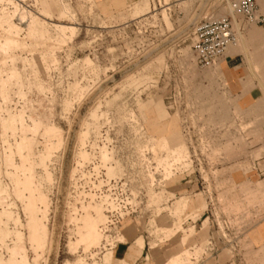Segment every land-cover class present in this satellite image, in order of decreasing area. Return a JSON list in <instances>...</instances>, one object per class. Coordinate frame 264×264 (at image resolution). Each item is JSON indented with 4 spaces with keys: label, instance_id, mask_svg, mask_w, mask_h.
<instances>
[{
    "label": "rangeland",
    "instance_id": "374dc122",
    "mask_svg": "<svg viewBox=\"0 0 264 264\" xmlns=\"http://www.w3.org/2000/svg\"><path fill=\"white\" fill-rule=\"evenodd\" d=\"M3 1L0 43L14 41L0 50V264H111L107 244L144 232L154 264H199L204 239L177 246L194 232L187 218L206 213L216 236L213 215L240 232L264 212V182L230 178L264 168V26L236 19L225 55L246 75L231 93L223 60L202 68L191 50L195 25L231 0H52L50 13ZM191 147L216 169L207 188L174 186ZM111 202L136 214L115 228ZM240 245L239 261L264 264Z\"/></svg>",
    "mask_w": 264,
    "mask_h": 264
},
{
    "label": "built area",
    "instance_id": "2783aa9c",
    "mask_svg": "<svg viewBox=\"0 0 264 264\" xmlns=\"http://www.w3.org/2000/svg\"><path fill=\"white\" fill-rule=\"evenodd\" d=\"M229 7V15L221 18L209 16L195 25L193 29V39L191 41V50L193 52L196 65L202 68H209L214 66L220 61V59L223 58L227 48L234 45L236 42L235 28L238 24L236 20L237 18H241L242 23L240 24L262 21V19L257 15L258 8L255 0H231ZM188 152L189 153L186 159H183V161L173 166L177 168L174 175H185V177H189L197 173L198 176H195L197 179V188H207L211 185V181L206 180L202 175L205 172V175L212 176L211 173L215 172V167L205 161L203 169L199 158L204 157L205 154L201 151L194 150L192 147L188 150ZM184 163H187L188 166ZM193 164H195L196 169L191 171L190 168H193ZM201 168L203 172L200 171ZM254 169L257 170L260 175H264V168ZM172 171L174 170L172 169ZM107 208H109L107 209V215L110 221L113 222L111 224H113L115 228L120 226L121 221L127 215L136 214V210L121 211L119 208H116L115 204L112 202ZM188 219L189 218H187L186 221H190ZM206 219L208 220L207 225L210 226L209 216H207ZM212 220L217 226V231L215 232L216 236H214V233L212 232L211 236L205 240L206 247L211 253L210 256L220 251H226L228 252L230 258V261L226 264H245V261H242V259L241 261L238 260V258H240L245 251L240 245V241L245 238L244 229L237 232L236 229L229 227L231 224L227 221V219H225L226 221H224V224L227 226L225 232L222 231L216 223L217 221L215 220H217V217L215 215H213ZM112 238L114 239L115 236ZM117 243L119 242L115 240L112 246L107 244L106 247L107 249H112ZM247 250H249V248Z\"/></svg>",
    "mask_w": 264,
    "mask_h": 264
},
{
    "label": "crops",
    "instance_id": "0c3cea01",
    "mask_svg": "<svg viewBox=\"0 0 264 264\" xmlns=\"http://www.w3.org/2000/svg\"><path fill=\"white\" fill-rule=\"evenodd\" d=\"M52 0H41V5L43 11L51 12V2ZM257 5V15L262 19L261 22L256 23H249L254 24L256 27H263L264 26V0H255ZM49 12V13H50ZM231 50V49H230ZM229 50V51H230ZM234 50V49H232ZM227 51V50H226ZM232 51L228 52L231 53ZM238 57L237 55H224L222 60L224 63V74L225 79L228 83V89L231 93H241L242 84L241 81L243 79V76L246 74L243 72V70L239 67V65H235V62ZM240 71V73H238ZM239 77H242L241 79ZM260 90L258 88H253L248 92V97L251 100H255L259 97ZM221 170V169H220ZM218 169V171H220ZM255 170V169H254ZM254 173V174H251ZM250 174V175H249ZM242 175V174H241ZM249 175V177H248ZM254 177L258 178V181L253 182L252 179ZM230 178L232 180V185L236 188H239L240 186H243L245 183H251V184H257L260 182H264V175H260L257 170L255 172L250 171L247 172V174H243L241 177L238 173L232 172L230 175ZM197 179L195 175H191L189 177H185V175L180 176L177 178V180L174 183V186L183 189H197L196 186ZM192 208L196 206L195 202H192ZM206 213H202L199 215V217L196 220H192L189 218L188 224L192 225V228L194 229V232L187 237V240L184 244H182V239L179 238V241L177 243V246L180 244L181 246H185L188 243L197 244V242L201 240H207L211 234V226L207 225V219L204 217ZM256 218V220H255ZM252 224H250L248 227L244 226V236L246 239L247 245H249V251L250 252H258L261 259L264 260V212L252 214L251 217ZM255 221V222H254ZM126 241L125 242H119L117 243L113 248V261L111 264H154L153 254L155 253V245L150 246V243L155 241V239L149 238L145 232L143 235H137V236H131L129 233H126ZM139 237L143 238V248L141 251L136 250L135 248H132L134 245L135 240H137ZM167 251H171L172 248H167ZM150 258V260H149ZM230 261L229 254L226 251H220L218 253L212 254L205 260H203L199 264H226Z\"/></svg>",
    "mask_w": 264,
    "mask_h": 264
},
{
    "label": "bare ground",
    "instance_id": "6f19581e",
    "mask_svg": "<svg viewBox=\"0 0 264 264\" xmlns=\"http://www.w3.org/2000/svg\"><path fill=\"white\" fill-rule=\"evenodd\" d=\"M0 1H2V2H4L3 0H0ZM23 23V22H22ZM25 24V23H24ZM241 40H242V38H241ZM13 36H12V34H8V37H7V39H6V41H5V43H0V50H2V51H5V52H7V50L9 51V48H10V46H12V44H13ZM230 50V49H229ZM230 52V51H229ZM225 55V54H224ZM33 211H34V208H33V210L32 211H30V212H32L33 213ZM31 213V214H32ZM35 216V215H34ZM34 218H33V221L32 222H34ZM32 224V223H31ZM87 225V224H86ZM88 226V225H87ZM86 230H87V228H86ZM35 231H36V229H35ZM41 231V230H40ZM44 231V230H43ZM98 234H97V232L95 231V227H93L92 228V230H91V232L87 235V239L90 241V240H93L96 236H97ZM45 236V235H44ZM39 237V236H38ZM37 236H35L34 235V239H36V238H38ZM33 240V239H32ZM38 241H40L39 239H37ZM95 240H96V238H95ZM35 241V240H34ZM94 241V240H93ZM41 242V241H40ZM87 242V241H86ZM93 243V242H92Z\"/></svg>",
    "mask_w": 264,
    "mask_h": 264
}]
</instances>
